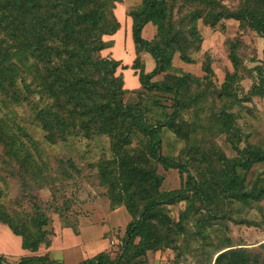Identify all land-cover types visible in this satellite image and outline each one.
<instances>
[{"label": "trees", "instance_id": "trees-1", "mask_svg": "<svg viewBox=\"0 0 264 264\" xmlns=\"http://www.w3.org/2000/svg\"><path fill=\"white\" fill-rule=\"evenodd\" d=\"M122 1L0 0V106L30 101L33 120L51 144L68 141L80 133L89 138L101 135L110 138L109 157L102 156L97 162L99 177L102 184L108 185L106 194L111 209L125 206L131 218L115 258L109 252H101L79 264H144L149 252L173 243L175 231L182 233L185 219L195 208L194 199L205 204L206 216L212 219L225 218L226 206L235 201L252 207L264 200V171L260 170L254 180L251 178L254 173L249 176L256 164L264 165V148L258 144L240 148L235 144L241 129L236 125L237 113L228 110L254 95L264 96L262 67L256 66L255 73L248 70L257 80L241 95L238 81L244 68L239 53L243 47L240 38L228 40L235 72H227L220 87L210 85L214 71L209 58L204 61L203 76L177 73L173 64L176 54L182 61H194L192 54L202 43L199 20L216 27L223 20L235 19L264 35V0H239L234 8L223 0H136L127 12L132 21L130 37L135 49L132 63H124L110 53L101 54L105 49L114 51V35L122 27L115 8ZM150 23L156 29L147 38L144 31ZM107 35L111 36L108 40L104 38ZM143 52L153 59L151 67L146 66ZM128 68L138 77L142 93L152 91L151 100L144 96L145 102L125 101L130 89L124 87L123 70ZM160 74L162 79L157 78ZM222 99L229 101H222L218 112L212 110L216 101ZM209 108L212 111L208 120L203 113ZM189 113L191 117L187 118ZM8 117L11 119L7 111L0 115V146L3 145L9 164L13 165V160L17 163L12 172L25 185H29L28 175L30 181L38 184L50 181L49 177L55 179L46 160H38L35 155L41 152L39 142L16 121L10 124L4 119ZM164 129L187 142L200 131L204 136L226 133L238 154L227 156L221 146L212 144L210 137L202 148L190 147L191 161L182 152L177 156L164 154ZM205 152L204 156H198ZM198 160L206 169L194 168V172L189 163L196 164ZM62 164L63 173L69 176L81 173L70 159ZM158 164L165 169L177 168L182 187L162 190L164 176L159 173ZM206 170L213 171L207 174L203 172ZM259 183L262 185L258 186ZM1 191L0 188V194ZM180 201H186L187 207L176 222L169 205ZM33 206V212H10L0 198V220L22 237L25 249L34 253L41 246L51 245L54 229L45 208L35 201ZM65 226L78 231L71 223ZM261 263L258 256L243 247L221 251L214 262ZM0 264H55V261L47 253L25 255L14 262L0 255Z\"/></svg>", "mask_w": 264, "mask_h": 264}, {"label": "rangeland", "instance_id": "rangeland-1", "mask_svg": "<svg viewBox=\"0 0 264 264\" xmlns=\"http://www.w3.org/2000/svg\"><path fill=\"white\" fill-rule=\"evenodd\" d=\"M223 1L233 8L239 5V0ZM135 3H137L136 0L117 2L115 12L122 21V27L120 32L117 33L118 36L113 39L112 48L114 51L105 49L101 54L107 55L110 53L113 57L122 59L124 63H132L135 49L132 37H130L132 21L127 12ZM155 29L156 27L153 24H148L144 36L147 38L152 37ZM199 29L202 34V43L200 48L192 54L194 61H182L179 54H176L173 60L176 72H190L197 76H203L206 73L203 64L209 58L214 71L210 85L220 87L226 73L235 72L234 65L229 57L228 40L240 38L243 41V47L239 50V53L246 72L242 70L243 77L238 81L239 92L241 95L247 93L254 81L257 80L255 76L247 73L248 70L252 69V72L255 73L254 68L260 66L264 71V35L258 34L249 27L242 26L235 19L223 20L216 27L205 25L202 20H199ZM104 38L108 40L111 36L107 35ZM142 55L144 61H146V66L151 67L154 63L151 56L146 52H143ZM123 75L124 87L130 89L125 94L126 102H145L144 96L148 100L154 97L152 91L144 90L145 92H141L143 88L138 77L132 74V69H124ZM162 77L163 74H160L157 78L162 79ZM222 101L226 103L229 99L216 101L215 105H212V110L215 109L218 112ZM243 102L242 105L228 108V110L237 113L236 125L241 129V135L236 138L235 144H238L240 148L252 144H258L264 148V96L254 95L251 100ZM31 107L32 104L28 100L9 102L7 107L0 106V115L7 111L11 119L9 117L4 119H8L10 124L16 121L35 141L39 142L41 152H36L35 155L38 160H46L45 162L50 167L49 173L55 179L49 177L50 181H44V183L40 181L42 184H38V182L30 181L31 176L28 175L27 183L29 185H25L20 176L12 172H15L13 167H16L17 163L13 160V165L9 164V157L3 153V145H1V201L10 212H33V203L34 201L37 202L45 208L51 217L52 227L53 224L60 222L62 225L71 223L77 228L81 219L86 221L95 220L96 225L94 228L100 230L98 236L103 233V237L96 238L95 242L92 243L95 246V251L103 247V243H109L111 233L122 239L124 228L131 215L125 206L111 209L110 199L106 194L108 185L101 183L97 166V162L102 156L109 157L110 155V138L107 135L89 138L80 133L75 137H71L68 141L51 144L45 140L44 131L33 120ZM212 110L209 108L203 113L205 116L207 115L206 119H210ZM191 114H187L186 117L190 118ZM213 121L217 122L216 120ZM204 137L206 138L205 141ZM208 137L213 140V145L221 146L227 156L233 157L238 154L231 143L229 135L226 133L204 136L200 131L193 135L191 141L187 142L169 129H164L162 133V152L170 156H177L182 152L191 161L190 147L199 146L202 148L201 146L205 142L207 143ZM25 139L27 143L32 144V142H28L27 138ZM135 143H137V140H135ZM33 152L35 153V150ZM205 154L207 153L205 152L203 155L198 153V156H204ZM67 159L74 161L81 173H74L73 176L63 173L62 162ZM189 164L192 171L194 168L206 169L201 160L197 161V165L192 162ZM260 170L264 171V165L256 164L249 172V176L254 173V177L251 176L254 180ZM158 171L164 176L162 190H173L182 187L183 180L177 168L165 169L161 164H158ZM207 171L213 170L203 172L207 173ZM194 172H196L195 169ZM260 185L262 184L259 183L258 186ZM193 202L195 208L190 210L192 215L185 219L184 229H180L182 233L178 234L177 231H173L177 234L174 237L172 236L175 241L169 246H162L155 252H149L147 260L143 261L144 264H214L216 256L221 251L240 247L245 248L246 252H250L254 257L255 255L258 256L262 262L261 264H264V200L252 207L240 201H235L226 206L225 218L215 216L213 219L206 216L207 208L205 204H202L198 199H194ZM221 204H223L222 201ZM186 207V201L169 205L172 219L177 222ZM56 209H58L57 212ZM204 218L206 220H203ZM240 220H252L255 224L252 222V224L241 223ZM172 230H176V228ZM67 233V240L64 241H68L70 244L75 243L78 237L74 229L68 228ZM58 240L62 241L61 237H58ZM84 248H86V254L91 253L87 250L88 247L81 246L82 250ZM118 249L110 247L108 252L115 258L118 255ZM25 250L22 237L14 234L9 226L0 220V255L6 256L14 262L8 256L16 259L23 255ZM74 250L79 249L74 248Z\"/></svg>", "mask_w": 264, "mask_h": 264}, {"label": "crops", "instance_id": "crops-1", "mask_svg": "<svg viewBox=\"0 0 264 264\" xmlns=\"http://www.w3.org/2000/svg\"><path fill=\"white\" fill-rule=\"evenodd\" d=\"M118 32H120V30ZM116 36H118V34L114 35V37ZM94 221L95 220L92 219L90 221L81 219L79 226L77 227L78 231H76L73 227L62 225V223L60 222L58 224L55 223L53 224L54 235L52 236V241L50 246L48 247L41 246L39 250L34 253L26 249L23 255L17 257L16 259L10 256L8 257L11 258L12 260H18L20 259V257L25 255H30V254L43 255L47 253L50 255V258L53 261H55V264H79L84 262L86 259L93 258L94 256H96L97 254L103 251L108 252V249L110 247L116 249V247H113V245L111 244V238L118 235H114L113 233H111L108 240L109 243L108 242L107 243L105 242L106 244L103 243V247L100 248L101 250L100 249H97L96 251L94 250L95 246L92 243L95 242L96 238L103 237V233H101L98 236L100 230L94 228V226L96 225ZM68 228H73L74 232H76V236L78 237L77 241L73 244L68 243V241H64L65 239L67 240ZM58 237H61L62 241L58 240ZM81 246L88 247L90 250L89 249L87 250L90 251L91 253L86 254V248L82 250ZM74 248H77L79 250L75 251Z\"/></svg>", "mask_w": 264, "mask_h": 264}, {"label": "built area", "instance_id": "built-area-1", "mask_svg": "<svg viewBox=\"0 0 264 264\" xmlns=\"http://www.w3.org/2000/svg\"><path fill=\"white\" fill-rule=\"evenodd\" d=\"M111 244L113 245V247L118 248V244H120V239L118 236H114L111 238Z\"/></svg>", "mask_w": 264, "mask_h": 264}]
</instances>
